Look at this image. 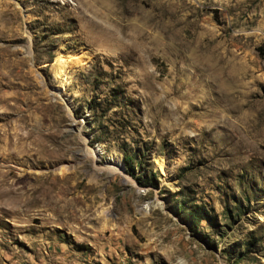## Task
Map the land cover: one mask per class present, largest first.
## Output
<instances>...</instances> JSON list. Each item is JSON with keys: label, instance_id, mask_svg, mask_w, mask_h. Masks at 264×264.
Segmentation results:
<instances>
[{"label": "rangeland", "instance_id": "374dc122", "mask_svg": "<svg viewBox=\"0 0 264 264\" xmlns=\"http://www.w3.org/2000/svg\"><path fill=\"white\" fill-rule=\"evenodd\" d=\"M0 264H264V0H0Z\"/></svg>", "mask_w": 264, "mask_h": 264}, {"label": "bare ground", "instance_id": "6f19581e", "mask_svg": "<svg viewBox=\"0 0 264 264\" xmlns=\"http://www.w3.org/2000/svg\"><path fill=\"white\" fill-rule=\"evenodd\" d=\"M60 1L62 2V0H60ZM113 168L115 169L116 172H120L121 171L120 168L117 167V165L113 166Z\"/></svg>", "mask_w": 264, "mask_h": 264}, {"label": "trees", "instance_id": "16d2710c", "mask_svg": "<svg viewBox=\"0 0 264 264\" xmlns=\"http://www.w3.org/2000/svg\"><path fill=\"white\" fill-rule=\"evenodd\" d=\"M128 159H129V158H126V157H125V161H128Z\"/></svg>", "mask_w": 264, "mask_h": 264}]
</instances>
